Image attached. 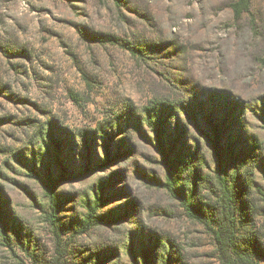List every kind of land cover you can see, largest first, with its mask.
<instances>
[{
	"label": "rangeland",
	"instance_id": "rangeland-1",
	"mask_svg": "<svg viewBox=\"0 0 264 264\" xmlns=\"http://www.w3.org/2000/svg\"><path fill=\"white\" fill-rule=\"evenodd\" d=\"M239 1L0 0V212L19 258L4 247L0 218V264L51 262L43 181L63 175L62 163L107 161L106 135L90 136L100 126L113 142L110 161L56 190L64 264H85L93 252L102 264H133L141 238L165 245L172 264H220L213 238L162 185L167 170L149 121L184 125L205 173L215 168L203 121L212 111L228 120L226 137L255 145L247 183L264 185V0L237 20ZM98 199L91 230L74 234Z\"/></svg>",
	"mask_w": 264,
	"mask_h": 264
},
{
	"label": "trees",
	"instance_id": "trees-1",
	"mask_svg": "<svg viewBox=\"0 0 264 264\" xmlns=\"http://www.w3.org/2000/svg\"><path fill=\"white\" fill-rule=\"evenodd\" d=\"M250 3L251 0H240L232 5L237 20L243 13L248 12ZM203 114L204 124L208 126L205 132L210 139L215 161V168H208L205 173H203L205 161H198L202 158L199 142L191 140L193 137L187 133L184 125L176 122L174 129L171 130L164 121L159 123L149 121L158 143L157 150L161 155L162 165L167 170L166 183L162 185L179 208L184 211L185 216L190 221L202 225L205 233L213 238L220 264H260V261L264 260V226H258V218L264 211V185L256 184L252 180L249 186L247 183L255 145L250 146L247 142H242L241 136L226 137L225 123L228 120L216 118L212 111L210 113L203 111ZM98 133L106 135V137H99L106 144L107 161L102 162L97 159L98 161L94 164L87 165L86 169L78 168L73 163L72 165L62 163L65 169L63 175L56 179L49 175V182L42 180L50 203V213L45 212L47 221L56 234L54 257L49 264H64L63 260L67 256L66 244L62 239V235L66 233L63 232L64 226L57 216L61 206L56 190L67 182L66 177L79 180L101 171L103 165L107 164L112 157L109 145L113 147V142L107 139L110 134L100 126L90 133L91 139H94ZM144 137L148 140V137ZM121 143L127 151V143L123 141ZM121 143L115 147L123 148ZM73 150L71 154H74ZM71 160L74 161L72 157ZM37 177L41 180L40 176ZM204 191H207V194H204ZM251 192L254 198L248 197L247 193L251 195ZM241 193V206L237 208V195ZM99 203L101 205L103 202L98 199L94 207H89L90 214L87 220L82 223V226L75 227L74 234L83 236L91 230L93 214L99 207ZM0 218L3 221L1 235L5 243L4 247L14 253L16 259H19L12 248V238L8 233L10 227L4 222L3 211L0 212ZM13 229L15 239L21 243V226L13 227ZM131 239L133 242L135 235H131ZM151 239L153 238H150L149 244L151 243L152 247L147 246L145 239L139 240L142 257L138 260L133 252V264H172V253L166 258L165 251H162L166 246L159 240L152 243ZM22 251L27 255L30 253L28 249ZM100 256L99 252L89 254L85 264H102L103 260Z\"/></svg>",
	"mask_w": 264,
	"mask_h": 264
}]
</instances>
